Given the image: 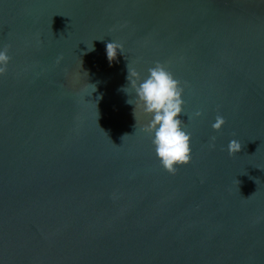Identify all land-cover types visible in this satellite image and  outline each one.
<instances>
[{
	"label": "water",
	"instance_id": "1",
	"mask_svg": "<svg viewBox=\"0 0 264 264\" xmlns=\"http://www.w3.org/2000/svg\"><path fill=\"white\" fill-rule=\"evenodd\" d=\"M3 46L0 264H264V0H0ZM156 62L184 88L175 173L120 90Z\"/></svg>",
	"mask_w": 264,
	"mask_h": 264
},
{
	"label": "clouds",
	"instance_id": "2",
	"mask_svg": "<svg viewBox=\"0 0 264 264\" xmlns=\"http://www.w3.org/2000/svg\"><path fill=\"white\" fill-rule=\"evenodd\" d=\"M90 50H94V45ZM106 52L109 62L113 63L118 60L120 54L124 53V50L122 45L112 41L107 44ZM11 60L8 46L0 47V75L8 71ZM127 67L129 70L127 79L130 81V86H121L120 90L130 96L134 94V97L127 99L126 103L134 105L133 115L136 120L138 107H142L143 112L151 117L148 124L144 126V130L152 137L155 154L161 165L167 171L175 173L179 166L190 163L192 159L191 134L186 131V123L181 118L182 114H187L183 107L185 101L182 83L161 62H156L148 69V75L139 79L129 68V64ZM202 115L201 111L195 113L197 117ZM225 123V118L217 115L212 127L219 131ZM128 135L125 134L122 139ZM212 139L214 141L215 138ZM212 146H215L214 143ZM227 148L230 154H237L242 144L233 138L229 141Z\"/></svg>",
	"mask_w": 264,
	"mask_h": 264
}]
</instances>
